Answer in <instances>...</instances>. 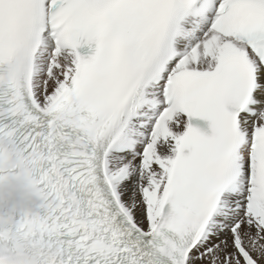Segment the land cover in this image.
<instances>
[{
  "label": "snow or ice",
  "instance_id": "6c2138e0",
  "mask_svg": "<svg viewBox=\"0 0 264 264\" xmlns=\"http://www.w3.org/2000/svg\"><path fill=\"white\" fill-rule=\"evenodd\" d=\"M0 264H264V0H0Z\"/></svg>",
  "mask_w": 264,
  "mask_h": 264
}]
</instances>
